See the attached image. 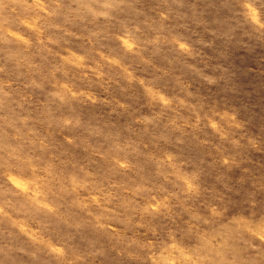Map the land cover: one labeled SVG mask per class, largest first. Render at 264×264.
Returning a JSON list of instances; mask_svg holds the SVG:
<instances>
[{"label": "clouds", "instance_id": "clouds-1", "mask_svg": "<svg viewBox=\"0 0 264 264\" xmlns=\"http://www.w3.org/2000/svg\"><path fill=\"white\" fill-rule=\"evenodd\" d=\"M0 264H264V0H0Z\"/></svg>", "mask_w": 264, "mask_h": 264}, {"label": "rangeland", "instance_id": "rangeland-1", "mask_svg": "<svg viewBox=\"0 0 264 264\" xmlns=\"http://www.w3.org/2000/svg\"><path fill=\"white\" fill-rule=\"evenodd\" d=\"M16 183L20 186V188L26 189V185L21 180H16ZM7 211L9 212V215H12L13 216V219L16 218L15 215H13L11 209H7Z\"/></svg>", "mask_w": 264, "mask_h": 264}]
</instances>
